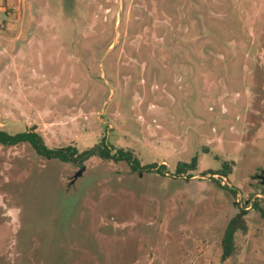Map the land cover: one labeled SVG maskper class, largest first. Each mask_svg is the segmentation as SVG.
I'll return each mask as SVG.
<instances>
[{
	"label": "rangeland",
	"instance_id": "obj_1",
	"mask_svg": "<svg viewBox=\"0 0 264 264\" xmlns=\"http://www.w3.org/2000/svg\"><path fill=\"white\" fill-rule=\"evenodd\" d=\"M0 130V264H264V0H0Z\"/></svg>",
	"mask_w": 264,
	"mask_h": 264
},
{
	"label": "trees",
	"instance_id": "obj_2",
	"mask_svg": "<svg viewBox=\"0 0 264 264\" xmlns=\"http://www.w3.org/2000/svg\"><path fill=\"white\" fill-rule=\"evenodd\" d=\"M29 144L40 156L46 159H58L61 162L69 163L76 159V149L72 146L60 149H49L43 138L35 132L27 131L25 133H19L12 135L7 131L0 130V144L8 147H14L19 144ZM98 155L105 160H111L114 162H127L133 171H137L140 167L136 159L133 158L130 153H119L112 155L108 148L103 149H90L84 152L81 156V162L86 161L89 157ZM246 210H241L237 215L230 219L227 224L224 236L222 238L223 255L222 260H226L231 257L235 252V237L238 232L246 233Z\"/></svg>",
	"mask_w": 264,
	"mask_h": 264
},
{
	"label": "flooded vegetation",
	"instance_id": "obj_3",
	"mask_svg": "<svg viewBox=\"0 0 264 264\" xmlns=\"http://www.w3.org/2000/svg\"><path fill=\"white\" fill-rule=\"evenodd\" d=\"M256 177H257V178H259V179L261 178V179H260V180H261V182H264V181H263V177H262V176H260V175L258 176V175H257Z\"/></svg>",
	"mask_w": 264,
	"mask_h": 264
},
{
	"label": "water",
	"instance_id": "obj_4",
	"mask_svg": "<svg viewBox=\"0 0 264 264\" xmlns=\"http://www.w3.org/2000/svg\"><path fill=\"white\" fill-rule=\"evenodd\" d=\"M79 175H81V172H79V173L75 176V179H76Z\"/></svg>",
	"mask_w": 264,
	"mask_h": 264
}]
</instances>
